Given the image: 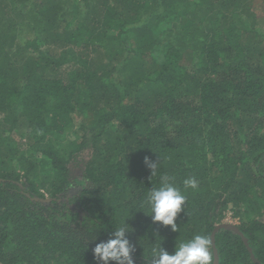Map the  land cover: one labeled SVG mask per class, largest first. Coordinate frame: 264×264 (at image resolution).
I'll return each mask as SVG.
<instances>
[{"label":"trees","instance_id":"1","mask_svg":"<svg viewBox=\"0 0 264 264\" xmlns=\"http://www.w3.org/2000/svg\"><path fill=\"white\" fill-rule=\"evenodd\" d=\"M257 3L35 0L30 21L0 0L1 264H99L92 250L127 220L134 264H151L160 245L212 244L229 212L264 264ZM164 182L186 197L177 232L147 216ZM215 244L219 264H257L231 230Z\"/></svg>","mask_w":264,"mask_h":264},{"label":"clouds","instance_id":"2","mask_svg":"<svg viewBox=\"0 0 264 264\" xmlns=\"http://www.w3.org/2000/svg\"><path fill=\"white\" fill-rule=\"evenodd\" d=\"M151 176L156 175L158 163L145 156L143 161ZM185 189H196L198 182L194 178L183 181ZM149 209L151 222L162 227H170L177 232L178 214L184 211L186 197L180 188L169 182H164L159 188L152 189L144 202ZM144 213V212H143ZM128 221V220H127ZM127 221L121 223L112 233V238L106 242L97 243L93 256L99 264H134L135 246L128 238L132 231ZM211 240L206 235H195L191 240L176 246L170 254L161 245L152 249L151 264H214Z\"/></svg>","mask_w":264,"mask_h":264},{"label":"rangeland","instance_id":"3","mask_svg":"<svg viewBox=\"0 0 264 264\" xmlns=\"http://www.w3.org/2000/svg\"><path fill=\"white\" fill-rule=\"evenodd\" d=\"M8 2L10 3V9H9V12H10V15H12L13 13V16H12V19H14V16H15V13L17 11H20L21 14L27 19V20H30L32 21V19L30 17H32L29 13V6L32 4V2H35V0H24L25 2V7H22L23 5L21 4L20 0H8ZM264 0H258V5H257V9H261V7H263V11H264ZM263 4V6H262ZM22 5V6H21ZM21 20L20 19H16L15 20V24L18 22H20ZM25 23H27V21H25ZM22 26V25H21ZM24 29H23V34L25 35V33L28 31V29L25 27V26H22ZM20 30V29H18ZM154 58L156 59V61L158 63H163L164 61V58H165V53H164V50H160L159 52L155 53L154 54ZM1 118V116H0ZM263 220H264V217H263ZM224 223H230V224H233V225H238L240 224V220L239 219H235L234 216L232 215L231 212L228 213Z\"/></svg>","mask_w":264,"mask_h":264},{"label":"water","instance_id":"4","mask_svg":"<svg viewBox=\"0 0 264 264\" xmlns=\"http://www.w3.org/2000/svg\"><path fill=\"white\" fill-rule=\"evenodd\" d=\"M221 230H231L234 233L238 234L239 236H241L242 240L244 241L246 247L248 248L250 254H251V258L252 260L257 263V264H261L255 257L252 248L249 245V241L248 239L245 237V235L241 232V230L233 224H228V223H224L222 225H219L216 227V229L214 230L213 234H212V244H213V249H214V264H219L220 262V258H219V254H218V250L216 248V234L218 232H220ZM1 264V263H0Z\"/></svg>","mask_w":264,"mask_h":264},{"label":"built area","instance_id":"5","mask_svg":"<svg viewBox=\"0 0 264 264\" xmlns=\"http://www.w3.org/2000/svg\"><path fill=\"white\" fill-rule=\"evenodd\" d=\"M230 224V223H229Z\"/></svg>","mask_w":264,"mask_h":264}]
</instances>
